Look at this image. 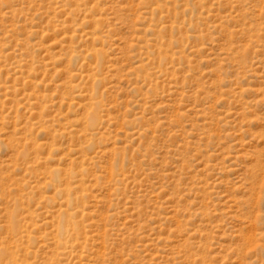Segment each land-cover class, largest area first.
Returning <instances> with one entry per match:
<instances>
[{
    "label": "rangeland",
    "instance_id": "obj_1",
    "mask_svg": "<svg viewBox=\"0 0 264 264\" xmlns=\"http://www.w3.org/2000/svg\"><path fill=\"white\" fill-rule=\"evenodd\" d=\"M0 254L264 264V0H0Z\"/></svg>",
    "mask_w": 264,
    "mask_h": 264
},
{
    "label": "bare ground",
    "instance_id": "obj_2",
    "mask_svg": "<svg viewBox=\"0 0 264 264\" xmlns=\"http://www.w3.org/2000/svg\"><path fill=\"white\" fill-rule=\"evenodd\" d=\"M2 253V252H1ZM0 255H2V254H0Z\"/></svg>",
    "mask_w": 264,
    "mask_h": 264
}]
</instances>
